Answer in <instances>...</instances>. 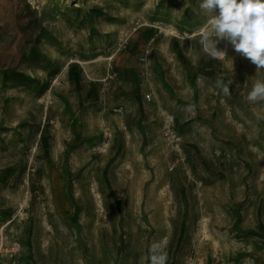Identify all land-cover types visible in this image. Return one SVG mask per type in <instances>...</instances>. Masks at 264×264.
Masks as SVG:
<instances>
[{"label": "rangeland", "instance_id": "obj_1", "mask_svg": "<svg viewBox=\"0 0 264 264\" xmlns=\"http://www.w3.org/2000/svg\"><path fill=\"white\" fill-rule=\"evenodd\" d=\"M201 2L0 0V264H264V71Z\"/></svg>", "mask_w": 264, "mask_h": 264}, {"label": "clouds", "instance_id": "obj_2", "mask_svg": "<svg viewBox=\"0 0 264 264\" xmlns=\"http://www.w3.org/2000/svg\"><path fill=\"white\" fill-rule=\"evenodd\" d=\"M199 8L208 19L198 30V43L208 57L225 60L228 57L226 49L218 47L225 41L235 53L256 66V73L264 71V0H202ZM217 9L218 14H215ZM231 83L217 81V86L229 95ZM245 99L253 104L264 102V80L257 79ZM165 246L164 241L150 246L148 264H167Z\"/></svg>", "mask_w": 264, "mask_h": 264}, {"label": "built area", "instance_id": "obj_3", "mask_svg": "<svg viewBox=\"0 0 264 264\" xmlns=\"http://www.w3.org/2000/svg\"><path fill=\"white\" fill-rule=\"evenodd\" d=\"M127 45H128V38L125 37V38H123V39L121 40V42L119 43V46H118V50H117V51L120 52V51L124 50V49L127 47ZM113 59H114V58H110L109 61L111 62V61H113ZM147 98H148L149 100L151 99L150 96L147 97ZM114 112H115L117 115L121 116V117L125 116V112H124L123 108L116 109ZM166 135H168V132L166 133Z\"/></svg>", "mask_w": 264, "mask_h": 264}, {"label": "bare ground", "instance_id": "obj_4", "mask_svg": "<svg viewBox=\"0 0 264 264\" xmlns=\"http://www.w3.org/2000/svg\"><path fill=\"white\" fill-rule=\"evenodd\" d=\"M154 108H155L156 114L161 116V119L163 118L165 120L164 116H166L167 113L162 110L161 106L158 105V106H155Z\"/></svg>", "mask_w": 264, "mask_h": 264}, {"label": "crops", "instance_id": "obj_5", "mask_svg": "<svg viewBox=\"0 0 264 264\" xmlns=\"http://www.w3.org/2000/svg\"><path fill=\"white\" fill-rule=\"evenodd\" d=\"M147 121H148V122H150V121H152V119H151V118H149V116H148V118H147ZM158 122L160 123V125H159V126H162V124H161L160 120H158Z\"/></svg>", "mask_w": 264, "mask_h": 264}]
</instances>
